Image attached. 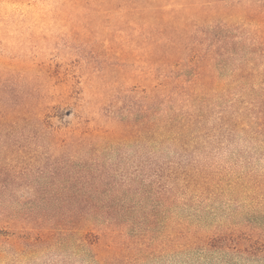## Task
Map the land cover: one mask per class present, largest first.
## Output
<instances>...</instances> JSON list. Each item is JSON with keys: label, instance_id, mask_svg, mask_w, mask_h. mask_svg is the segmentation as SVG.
<instances>
[{"label": "trees", "instance_id": "16d2710c", "mask_svg": "<svg viewBox=\"0 0 264 264\" xmlns=\"http://www.w3.org/2000/svg\"><path fill=\"white\" fill-rule=\"evenodd\" d=\"M214 7L62 0L53 18L71 21L66 29L88 49L81 61L95 63L91 79L142 96L112 113L110 97L122 95L104 92L87 119L61 127L71 86L56 101L32 72L16 83L0 73V192L21 185L23 164L44 174L28 184L35 200L18 218L0 196V233L13 235L11 245L67 241L88 250L87 264H264V172L236 174L224 153L246 144L264 161V90L224 99L225 88L203 82L212 50L202 51L201 28Z\"/></svg>", "mask_w": 264, "mask_h": 264}, {"label": "rangeland", "instance_id": "374dc122", "mask_svg": "<svg viewBox=\"0 0 264 264\" xmlns=\"http://www.w3.org/2000/svg\"><path fill=\"white\" fill-rule=\"evenodd\" d=\"M203 3L213 2L216 18L211 12L203 23V52L207 54L203 61V82L207 85H217L228 92L219 95L224 99L256 98L253 91L264 90V0H201ZM62 0H0V73L16 83L29 72L34 73V81L42 95L50 99H60L65 87L69 90L70 105L62 107L58 113L62 119L61 127L72 126L78 116L88 117L87 108L97 104L102 94H114L109 111L115 112L124 106L128 100H140L141 93L135 96L121 94L125 86L111 80L110 85L91 79L95 63L81 61V55H87L88 49H80L69 28L71 21L58 18L55 13L61 8ZM70 29V28H69ZM217 40H222L216 45ZM214 45V46H212ZM80 49V51H78ZM97 69V68H96ZM47 72H52L48 74ZM37 74V75H35ZM70 79V84L64 82L62 76ZM5 77V79L7 78ZM91 79V82H90ZM105 83V84H104ZM108 99V98H107ZM57 101V100H56ZM106 100L105 102H107ZM60 104L59 102H52ZM121 111V110H120ZM72 113V115H70ZM115 114V113H114ZM116 113V119L121 116ZM107 119V118H106ZM136 120V119H135ZM55 124L59 122L53 119ZM224 151L229 161L236 165V174L264 172L263 152L252 151L250 145L242 144L229 147ZM31 162L23 164L28 172L21 175L20 186H14L10 192H0L11 201L13 213L18 218L31 208L32 194L27 188L32 181L42 184L44 174L39 173ZM247 174V175H248ZM38 204L36 201L33 205ZM69 204V203H68ZM70 205V204H69ZM69 207H65V211ZM59 217L63 209H58ZM0 233V264H87L88 250L83 254L71 245V242L54 243V245L37 251L19 242L11 245L13 235L5 238Z\"/></svg>", "mask_w": 264, "mask_h": 264}]
</instances>
